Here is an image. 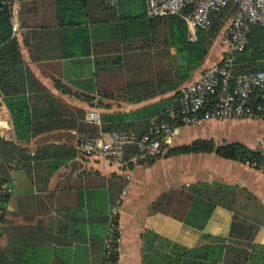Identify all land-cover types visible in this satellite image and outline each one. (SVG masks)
I'll use <instances>...</instances> for the list:
<instances>
[{"label":"crops","instance_id":"1","mask_svg":"<svg viewBox=\"0 0 264 264\" xmlns=\"http://www.w3.org/2000/svg\"><path fill=\"white\" fill-rule=\"evenodd\" d=\"M57 2L18 0L9 12L10 36L17 43L23 64L55 98V102L49 103L28 93L30 107L55 108L57 114L81 109L84 117L90 110L127 111L165 96L128 103L97 94H91L93 99L87 102L73 95L84 92L73 81L90 74L94 58L112 52L117 46L112 37L114 20L109 21L110 13L106 10L89 5L92 2L89 0L90 11L87 16L82 15L87 20L80 23L83 31L77 42L80 46L87 44L89 52L67 56V26L57 19ZM223 34L212 43L201 66L183 83L195 79L202 68L218 62L228 51L221 42ZM54 80L71 94L57 88ZM97 99L108 104V108L97 106ZM67 117L65 114L55 120L39 117L33 120L39 123L38 130L25 140H16L0 92V138L17 146L10 160L0 165L1 176H8V181L0 184L8 195L4 209L0 210V251L15 257L24 248L36 250L37 264H99L109 208L123 192L115 217L116 264H165L192 248L205 254L214 253L221 258L219 264H264V254L257 253L258 249L252 246H264V173L214 152L165 154L167 148L196 138L213 142L211 136L201 133L218 125L228 129L241 120H207L195 125L193 131L190 126H178L171 137L162 139L161 151L156 156L134 159L133 153L129 164L127 161L118 164L81 155L77 144L82 137L76 129L66 127L62 119ZM262 125V135L254 144L241 143L259 149L264 122ZM179 127L183 128L181 134ZM220 139L213 143L235 142V137ZM199 182L233 186V206L228 209L215 205L201 228L152 209L165 192ZM117 184H121L118 191ZM233 216L257 225L251 241L229 236Z\"/></svg>","mask_w":264,"mask_h":264},{"label":"trees","instance_id":"2","mask_svg":"<svg viewBox=\"0 0 264 264\" xmlns=\"http://www.w3.org/2000/svg\"><path fill=\"white\" fill-rule=\"evenodd\" d=\"M89 1V0H88ZM86 0H59L56 15L59 23L65 24L67 37V56L88 54V45L80 46V23L87 20L82 16L89 14ZM92 0L100 10L110 13L114 20L112 36L117 46L112 52L94 58L93 71L78 78L73 83L81 86L84 92L72 93L89 102L91 94L101 98L122 100L128 103H138L165 95L157 100L146 103L138 108L127 111H100L99 125L82 121L81 109H68L65 114V125L74 128L81 137L95 136L98 133L112 131H131L142 134L151 117L165 114L170 106L177 103V87L188 80L192 72L199 68L203 58L209 51L213 40L226 30L231 17L237 11L236 3L229 2L219 10L209 13L210 27L206 30L197 28L195 39L189 40L183 19L178 15L147 17L144 0ZM88 9V10H87ZM190 9L187 6L184 13ZM87 10V11H86ZM10 11L0 9V92L12 123L16 140H25L30 133L38 130L37 118L59 117L55 108L30 107L27 94L35 99L53 103L55 98L45 91V88L33 77L21 59L17 43L10 36ZM112 17V18H111ZM107 20V19H105ZM106 22V21H105ZM111 27V24H109ZM75 65V64H74ZM73 65V66H74ZM264 70V26L251 24L247 32V40L241 51L233 52V73H250ZM54 85L62 92L70 90L54 80ZM255 102L264 104V99L255 95ZM30 99V97H29ZM100 108H108V104L100 99L95 101ZM73 110L74 112H71ZM52 124L53 121H51ZM55 125V124H54ZM178 126V124H176ZM264 137V130H263ZM17 146L0 138V165L10 160ZM135 146L124 148L123 161H127L134 153ZM196 152H214L216 155L246 163L264 173V151L250 149L241 142H224L215 145L210 139L196 138L187 144L167 148L165 154ZM10 156V157H9ZM0 184L8 181V176H1ZM121 184L116 185V191ZM235 188L231 185L212 182H199L186 187L171 190L162 194L153 203L152 209L168 213L185 224L201 228L215 205L230 209L234 202ZM7 193L0 189V210L7 201ZM257 225L248 223L245 219L233 216L229 225V236L244 238L251 241ZM116 239L113 240V250L102 258L103 264H116ZM104 240V239H103ZM257 253L264 254V246L252 244ZM10 252L0 251V264H37L36 250L24 248L13 257ZM220 257L214 253H203L192 248L184 250L174 259H168L165 264H219Z\"/></svg>","mask_w":264,"mask_h":264},{"label":"built area","instance_id":"3","mask_svg":"<svg viewBox=\"0 0 264 264\" xmlns=\"http://www.w3.org/2000/svg\"><path fill=\"white\" fill-rule=\"evenodd\" d=\"M16 1L0 0V9L4 7L10 11ZM229 2L236 3L237 11L221 37L228 51L221 55L218 62L202 68L195 79L178 86L175 107L170 106L164 115L151 117L146 130L140 135L131 131H112L82 137L77 144L81 155L122 164L125 146H135L134 159L156 156L161 151L162 139L171 137L178 126H195L207 120L257 119L264 122V104L255 102L253 98L259 95L264 99V70L250 73L232 71L233 52L244 48L249 26H264V0H145V11L148 17L180 16L188 39L193 40L197 28L206 30L210 27L209 13ZM187 6L190 9L184 13ZM83 119L99 124V113L90 110ZM259 145V149L264 151V137ZM122 195L123 192L109 208L102 258L113 250L115 217ZM99 264H103L102 259Z\"/></svg>","mask_w":264,"mask_h":264},{"label":"rangeland","instance_id":"4","mask_svg":"<svg viewBox=\"0 0 264 264\" xmlns=\"http://www.w3.org/2000/svg\"><path fill=\"white\" fill-rule=\"evenodd\" d=\"M218 38H215L213 42L217 41ZM238 121L231 128H223L218 125L212 128L210 131L206 129L201 133V136H211L213 142L221 140L220 138L224 137L225 139L235 137V141H240L245 144H254L257 139L262 135L263 121L257 119H237ZM195 126H190V129H194ZM180 134L183 131L182 127H179ZM193 131V130H192ZM209 134V135H207ZM223 134V135H222ZM225 134V135H224ZM197 136V135H196ZM174 141V139H173Z\"/></svg>","mask_w":264,"mask_h":264}]
</instances>
